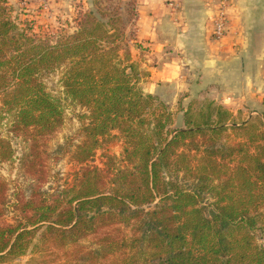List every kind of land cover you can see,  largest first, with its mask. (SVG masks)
<instances>
[{"label": "trees", "instance_id": "16d2710c", "mask_svg": "<svg viewBox=\"0 0 264 264\" xmlns=\"http://www.w3.org/2000/svg\"><path fill=\"white\" fill-rule=\"evenodd\" d=\"M8 2L0 0L2 108L15 111L24 128L36 124L39 135L54 132L63 121L62 102L39 74L62 68L64 93L88 111L86 138L73 159L88 162L103 137L120 129L127 164L110 175L81 167L60 194L35 191L17 201L15 222H0V259L32 252L41 264H264V244L254 233L264 220V128L253 138L257 151L240 147L241 157L227 161L199 136L239 126L230 109L212 101L190 106L186 125L172 128L168 104L139 85L120 28L85 14L73 34L52 44L21 29ZM34 136L26 154L32 163ZM14 153L0 134V159ZM204 193L214 199L209 213Z\"/></svg>", "mask_w": 264, "mask_h": 264}, {"label": "rangeland", "instance_id": "374dc122", "mask_svg": "<svg viewBox=\"0 0 264 264\" xmlns=\"http://www.w3.org/2000/svg\"><path fill=\"white\" fill-rule=\"evenodd\" d=\"M142 0H9L8 13L12 20L28 35H35L47 42H56L77 30L78 22L85 14H93L109 28L118 27L123 32V42L129 49L132 58L138 64L140 71L139 85L146 93H153L167 103L172 113L171 127H184L185 110L190 106L193 109L203 108L208 101L222 104L221 84L217 82L218 61L216 55L208 57V45L205 38L199 47H188L177 56L170 51L168 44L163 51L161 46L156 49V31L154 42L141 38L138 21L148 15L142 14ZM146 3H144L145 5ZM152 16V13L150 14ZM178 17V16H176ZM114 26V27H113ZM230 23L228 24L227 34ZM226 34V36H227ZM149 36V35H147ZM213 40V38H212ZM214 42H221L222 40ZM153 42V45H151ZM151 43V44H150ZM184 48L186 44H183ZM180 47V46H179ZM195 51V53H194ZM158 54V56L156 55ZM121 54H124L122 52ZM172 60V66L169 61ZM220 62V61H219ZM260 65V64H259ZM259 65H255L256 71ZM161 72V73H160ZM62 68L51 72L40 73L39 78L44 82L47 91L60 98L63 107V121L54 132L39 135L36 124L24 128L18 123L17 113L2 108V95H0V134L8 139L15 149L11 160L0 159V209L1 223H14L17 208L15 203L28 200L35 191L43 195L60 192L72 186L81 167L97 166L105 175L115 171L116 167L124 168V148L127 143L126 135L120 129H114L109 135L103 137L101 146L95 155L86 163H79L73 159L76 146L86 138L82 131V124L88 122L83 114L87 109L72 102L64 93L61 82ZM159 77V87L156 82ZM221 80V79H219ZM230 81L231 78L228 77ZM255 97L249 104L243 103L242 108L233 115V120L239 126L227 125L216 132L204 131L200 134L202 146H216L223 150L227 161L241 157L237 149L243 147L257 151L256 139L261 135L264 122V95ZM234 107H238L235 105ZM2 108V109H1ZM249 121V125L243 122ZM34 132L36 140L33 163L26 156L30 152L33 142L31 134ZM260 137V136H259ZM191 182V180L187 181ZM213 198L211 194L204 193L203 202L206 212H210ZM264 210V207H263ZM256 240L264 244V220L254 230ZM94 236L84 239L86 244L93 243ZM95 244V243H94ZM98 246V244H95ZM94 247V246H93ZM34 254L29 252L20 257H7L0 259V264H41L42 259L32 261Z\"/></svg>", "mask_w": 264, "mask_h": 264}, {"label": "crops", "instance_id": "0c3cea01", "mask_svg": "<svg viewBox=\"0 0 264 264\" xmlns=\"http://www.w3.org/2000/svg\"><path fill=\"white\" fill-rule=\"evenodd\" d=\"M174 7L165 0H142V14L148 15L138 21L142 39L154 42L156 31V49L162 50L168 44L172 47L170 55L188 47L200 48L205 44L209 47L207 56L216 55L218 64V80L221 84L223 100L221 103L233 111L242 108L253 98L264 95V0H230V28L221 42L213 39V18L217 6L212 0H172ZM144 3H146L144 5ZM152 13V16L150 14ZM178 16V17H176ZM149 35V36H147ZM153 42L151 45H153ZM185 48H184V45ZM180 46V47H179ZM195 53V51H194ZM158 56V54L156 53ZM172 66V60L169 63ZM259 70L256 71V66ZM161 73V72H160ZM228 77L231 80H228ZM159 77L156 90L160 86ZM221 79V80H219ZM238 105V107H234ZM245 107V106H244Z\"/></svg>", "mask_w": 264, "mask_h": 264}, {"label": "built area", "instance_id": "2783aa9c", "mask_svg": "<svg viewBox=\"0 0 264 264\" xmlns=\"http://www.w3.org/2000/svg\"><path fill=\"white\" fill-rule=\"evenodd\" d=\"M216 2L217 10L213 18V39L223 40L226 37L228 24L230 23L229 8L230 0H212ZM165 3L174 7L172 0H165Z\"/></svg>", "mask_w": 264, "mask_h": 264}]
</instances>
